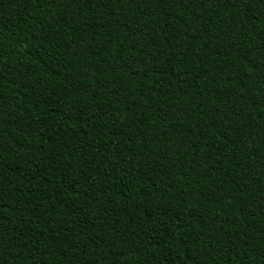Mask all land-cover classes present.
Here are the masks:
<instances>
[{"label": "trees", "instance_id": "trees-1", "mask_svg": "<svg viewBox=\"0 0 264 264\" xmlns=\"http://www.w3.org/2000/svg\"><path fill=\"white\" fill-rule=\"evenodd\" d=\"M0 264H264V0H0Z\"/></svg>", "mask_w": 264, "mask_h": 264}]
</instances>
